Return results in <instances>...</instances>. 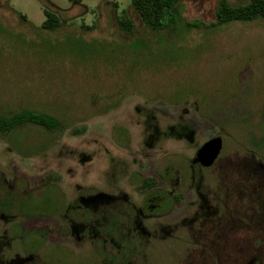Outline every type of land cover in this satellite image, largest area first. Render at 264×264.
Instances as JSON below:
<instances>
[{"label":"rangeland","instance_id":"1","mask_svg":"<svg viewBox=\"0 0 264 264\" xmlns=\"http://www.w3.org/2000/svg\"><path fill=\"white\" fill-rule=\"evenodd\" d=\"M217 1L180 0L152 31L131 0H0V115L60 121L0 133V264H212L209 218L242 196L234 176L256 177L264 200V18L212 27ZM233 233L218 243L229 257Z\"/></svg>","mask_w":264,"mask_h":264},{"label":"trees","instance_id":"2","mask_svg":"<svg viewBox=\"0 0 264 264\" xmlns=\"http://www.w3.org/2000/svg\"><path fill=\"white\" fill-rule=\"evenodd\" d=\"M179 1L131 0V4L144 26L149 30L156 31L175 23L176 16L173 13V9ZM42 12L44 19L39 25L40 28L46 30L55 29L59 25L57 16L48 9H43ZM214 14L215 19L208 23L212 27L232 21L247 22L259 17L264 18V0H248L244 4L234 6L229 5L225 0H218ZM116 23L117 27L124 33H129L133 29V22L125 15L118 17ZM200 24L202 23L195 21L191 25L198 26ZM26 124L37 125L47 132H52L60 126V121L52 114L31 109H20L9 115H0V133L4 135H8ZM241 172L240 170L239 174L243 176ZM45 177L48 178L47 176ZM253 179L254 181L252 182L254 185L250 183L245 185L242 177L234 176L233 182L235 188L232 187L231 192H241V195L247 198L242 199V196L233 197L230 202H227V206L220 208L216 214L212 213V217L210 216L211 218H209L212 220V229L216 233L212 235V250H207L209 247L207 249L204 247L202 250H207L210 258L212 255V264H215V260L217 259V264H246L244 261L247 260H242V258L248 259L249 261L254 259L258 264H264L263 189L257 185L256 177ZM140 184L141 187L151 188L155 185V182L152 178L144 177ZM252 190L254 195L257 193V197L250 194ZM12 196L14 198L13 206L15 210L20 211L18 207L21 206L23 199L17 195ZM174 198L178 200L177 198L179 197H175L174 195ZM61 209V207L56 208L52 212L44 214L51 215L56 210L61 211ZM64 210L66 211V209H62V211ZM20 212L24 213L23 211ZM209 219L200 221L199 228ZM201 231L202 233L200 234L203 235L206 230L201 229ZM235 231H242L243 242H235L233 248L237 249L236 246L241 248H239V252L234 251L233 254L231 253L232 256L229 257L228 252H220L218 243L221 240L224 241L227 239L228 234L230 237H234L233 232ZM236 239L238 240L237 236Z\"/></svg>","mask_w":264,"mask_h":264},{"label":"water","instance_id":"3","mask_svg":"<svg viewBox=\"0 0 264 264\" xmlns=\"http://www.w3.org/2000/svg\"><path fill=\"white\" fill-rule=\"evenodd\" d=\"M221 145V139L217 136L207 139L196 150L193 161L202 167L211 166L220 152Z\"/></svg>","mask_w":264,"mask_h":264}]
</instances>
